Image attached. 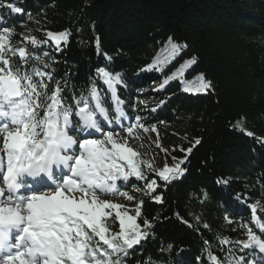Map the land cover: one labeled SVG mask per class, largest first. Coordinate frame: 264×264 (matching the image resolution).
<instances>
[{"label":"trees","instance_id":"1","mask_svg":"<svg viewBox=\"0 0 264 264\" xmlns=\"http://www.w3.org/2000/svg\"><path fill=\"white\" fill-rule=\"evenodd\" d=\"M4 3L24 9L16 14L0 7V27L14 29V42L22 35L45 38L46 30L71 31L60 51L51 44L29 45L30 50H47L55 57L50 61L55 77L68 82L69 96L86 90L90 79L107 94L96 75L97 68L106 67L122 74L119 95L131 121L141 116L157 125L159 135L165 128L183 131L184 149L200 140L184 165L183 177L170 184L158 181L163 203L152 202L143 181L127 182L128 194L136 202L144 199L143 216L156 219L155 238L150 236L134 249L126 264H142L148 257L162 264H196L197 256L206 264V241L220 255L218 236L245 239L241 223L256 231L248 205H264V0H0ZM169 37L187 47L165 62ZM193 57L197 63L183 68ZM201 73L213 85L207 92L196 91ZM154 83L159 86L154 88ZM149 101L153 104L145 106ZM241 122L254 136L238 127ZM183 155L171 151L167 164L174 163L171 156ZM204 192L208 198L201 202ZM225 215L234 223L227 224ZM113 228L118 230V224ZM169 243L171 251L161 252Z\"/></svg>","mask_w":264,"mask_h":264},{"label":"snow or ice","instance_id":"2","mask_svg":"<svg viewBox=\"0 0 264 264\" xmlns=\"http://www.w3.org/2000/svg\"><path fill=\"white\" fill-rule=\"evenodd\" d=\"M0 7L24 13L13 3ZM2 20L0 17V23ZM14 35L13 28L0 27V264H126L134 249L150 236L155 238L152 229L156 218L143 216L142 198L129 209L100 197L120 195L128 201L135 200L125 190L131 187L127 185L130 178H135L144 182V191L152 202L163 203L158 181L170 184L183 177L187 172L184 165L200 140L187 149L174 147L172 151L184 153L183 158L171 156L173 164L157 169L152 160L143 159L129 145V140L141 138V132H152L159 138L157 125L135 116L133 123L121 128L125 137L116 130L115 126L128 118L119 95V86L124 85L121 73L99 67L96 75L107 86V94L90 79L86 90L72 91L69 96L68 82L55 77L50 63L55 57L47 50H30L29 45L41 48L51 44L60 51L69 42L71 31L46 30L45 38L22 35L15 42ZM167 43L170 50L165 62L187 47L175 43L172 37ZM95 45L100 54L99 37ZM103 55L112 61L107 53ZM196 63L193 57L183 68ZM154 66L155 63L147 70ZM197 80V92L213 88L203 73ZM105 124L114 126L108 128ZM156 147L170 155L159 143ZM45 179L47 190L40 186ZM207 198L204 192L201 202ZM248 207L256 231L241 223L238 227L245 239L233 241L218 236L220 255L206 241L202 249L206 264H264V205L256 201ZM175 215L192 227L179 213ZM223 219L227 224L234 223L227 215ZM117 224L115 230L113 225ZM203 227L207 229L209 225L204 223ZM171 249L169 243L160 251ZM246 251L247 255L240 254ZM195 260L201 264V256ZM142 264L162 262L148 257Z\"/></svg>","mask_w":264,"mask_h":264},{"label":"rangeland","instance_id":"3","mask_svg":"<svg viewBox=\"0 0 264 264\" xmlns=\"http://www.w3.org/2000/svg\"><path fill=\"white\" fill-rule=\"evenodd\" d=\"M103 85L107 93V86L104 83ZM158 86V83H154L153 85L154 88H157ZM152 104L153 102L151 101L144 103V105L147 107L151 106ZM130 123H133V121L127 118L124 119L120 125L115 126L116 130L120 132L121 137L126 136V133L124 131H121V128L126 127ZM105 126L111 128L114 125L105 124ZM238 127L245 133L250 132L242 122L238 124ZM252 136H254V134ZM184 138L185 134L183 131L165 128V133L160 134L159 138H157V135L152 132H141V138L129 140V145L135 150H137L139 153H141L143 159L152 160L154 162L155 167L157 169H160L164 167L165 164H167L168 157L161 149H158L156 147V144L159 143L162 149H168L169 153H171L174 147L179 148L181 146V142L185 140ZM57 171L59 172V170ZM45 190H47V188H45ZM100 198L112 200L116 203L127 205L129 209H133L137 203L136 200L128 201L124 196L120 195H107L101 196Z\"/></svg>","mask_w":264,"mask_h":264},{"label":"bare ground","instance_id":"4","mask_svg":"<svg viewBox=\"0 0 264 264\" xmlns=\"http://www.w3.org/2000/svg\"><path fill=\"white\" fill-rule=\"evenodd\" d=\"M41 187H43V185H40Z\"/></svg>","mask_w":264,"mask_h":264}]
</instances>
